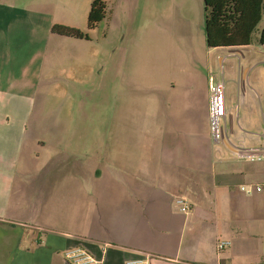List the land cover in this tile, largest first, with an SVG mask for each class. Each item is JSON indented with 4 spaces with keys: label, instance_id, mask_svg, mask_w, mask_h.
Listing matches in <instances>:
<instances>
[{
    "label": "crops",
    "instance_id": "obj_1",
    "mask_svg": "<svg viewBox=\"0 0 264 264\" xmlns=\"http://www.w3.org/2000/svg\"><path fill=\"white\" fill-rule=\"evenodd\" d=\"M90 1L0 0V264H70L62 251L78 244L94 264L138 255L149 264H259V30L247 45L207 47L202 0H159L163 43L154 14L149 42L116 56L118 43L92 39L96 26L86 39L50 31L85 30ZM106 1L111 11L120 2ZM218 80L220 112L207 95ZM84 97L98 108L83 109ZM244 147L259 148V159ZM241 184L263 189L246 195ZM220 240L229 244L217 251Z\"/></svg>",
    "mask_w": 264,
    "mask_h": 264
},
{
    "label": "trees",
    "instance_id": "obj_2",
    "mask_svg": "<svg viewBox=\"0 0 264 264\" xmlns=\"http://www.w3.org/2000/svg\"><path fill=\"white\" fill-rule=\"evenodd\" d=\"M203 31L207 47L241 46L251 42V35L264 14V0H202ZM104 0H91L85 30L53 24L50 31L73 38H87L86 30L94 28L104 17ZM257 43L264 44V26L258 31ZM259 264H264V258Z\"/></svg>",
    "mask_w": 264,
    "mask_h": 264
},
{
    "label": "rangeland",
    "instance_id": "obj_3",
    "mask_svg": "<svg viewBox=\"0 0 264 264\" xmlns=\"http://www.w3.org/2000/svg\"><path fill=\"white\" fill-rule=\"evenodd\" d=\"M128 2L129 0H120V2L112 1L113 5L111 11V4L106 1L104 7V17L97 23L96 28L90 34L93 40L100 39L101 41L107 42L108 44L114 42L113 46L118 43V48L114 54L115 56L121 51H131L133 43H148L149 39L147 37V27H150V29L154 27L157 30L159 26H163V20L159 17L160 10H163L164 8L163 2L156 0L153 7L151 0H133L134 5L129 2L131 6L130 8H128ZM109 10L111 13H109ZM152 14H154V17L152 18H154L156 26H152L151 24ZM263 25L264 14L253 30L252 36H256L257 31ZM157 32L158 30L154 36L155 42L163 43L162 36ZM152 39L150 41H152ZM112 48L113 47H109L108 52H110ZM89 101L85 97L82 98L81 105H83V109L86 108V105L88 106L90 103L95 104V106L98 108V105H96L98 100L96 98H93L90 103ZM87 110L90 111L89 108ZM81 118L83 121L87 120V118L85 120V115H81ZM92 121H94V117H92Z\"/></svg>",
    "mask_w": 264,
    "mask_h": 264
},
{
    "label": "built area",
    "instance_id": "obj_4",
    "mask_svg": "<svg viewBox=\"0 0 264 264\" xmlns=\"http://www.w3.org/2000/svg\"><path fill=\"white\" fill-rule=\"evenodd\" d=\"M222 94L223 82L221 80L212 81L208 84L207 95L210 107L213 111H221ZM239 152L245 155L249 160H253L259 159L260 149L257 147H244L240 148ZM238 189L243 194L250 195L252 193H260L263 187L260 184H241ZM173 205L181 213H186L189 210V204H187L181 196H175L173 198ZM228 244L229 242L225 240L217 241L215 249L219 251ZM62 256L70 264H94L99 262V260L82 244L64 249L62 251ZM124 264H149V255H138L128 258L124 261Z\"/></svg>",
    "mask_w": 264,
    "mask_h": 264
}]
</instances>
